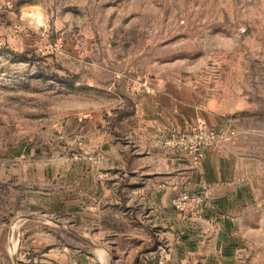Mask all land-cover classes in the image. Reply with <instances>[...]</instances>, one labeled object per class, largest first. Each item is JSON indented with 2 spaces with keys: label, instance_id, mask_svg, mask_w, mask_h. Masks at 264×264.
Here are the masks:
<instances>
[{
  "label": "rangeland",
  "instance_id": "rangeland-1",
  "mask_svg": "<svg viewBox=\"0 0 264 264\" xmlns=\"http://www.w3.org/2000/svg\"><path fill=\"white\" fill-rule=\"evenodd\" d=\"M230 261L264 264V0H0V264Z\"/></svg>",
  "mask_w": 264,
  "mask_h": 264
},
{
  "label": "crops",
  "instance_id": "crops-1",
  "mask_svg": "<svg viewBox=\"0 0 264 264\" xmlns=\"http://www.w3.org/2000/svg\"><path fill=\"white\" fill-rule=\"evenodd\" d=\"M168 156V166H165V169L157 168L153 171L154 173H148L147 171L140 170L139 180H137V184L134 186L135 188H138L140 190H148V192L152 191L151 198H142L141 204L144 207H148L147 213L145 215L146 219H150L152 222H154L153 227L148 228V236H149V243L151 245L157 244V238L162 235V222L163 220H168L170 222V233H172L174 226L177 225V218L176 220H173V214H170L169 219L163 218V215L161 214V206L163 204L162 199V190L168 189L172 190L174 189L179 182V174L182 172L186 178H189V176L194 177L195 171L193 170V167H191V164H189L188 160H186V164H180L179 158L177 154L171 153ZM181 166V169H180ZM194 171V172H193ZM132 188L130 185L129 188ZM222 220H226V225H220V231L221 234L226 235H234L232 234V228L230 225H228L229 220L234 221L233 218L230 216H226L221 218ZM174 224V226H173ZM146 230V232H147ZM153 239V241H152ZM148 244V243H147ZM161 264H170V263H161ZM227 264V263H225ZM229 264H234L230 261Z\"/></svg>",
  "mask_w": 264,
  "mask_h": 264
},
{
  "label": "water",
  "instance_id": "water-1",
  "mask_svg": "<svg viewBox=\"0 0 264 264\" xmlns=\"http://www.w3.org/2000/svg\"><path fill=\"white\" fill-rule=\"evenodd\" d=\"M29 218H34V216H28ZM84 240H86L87 242L91 243L88 238H86L85 236H83L81 233H78Z\"/></svg>",
  "mask_w": 264,
  "mask_h": 264
}]
</instances>
